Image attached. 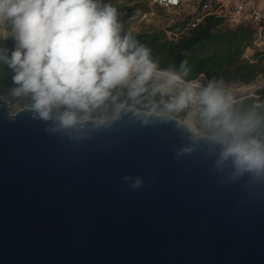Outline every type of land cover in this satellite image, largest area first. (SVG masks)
I'll return each instance as SVG.
<instances>
[{
	"label": "water",
	"instance_id": "1",
	"mask_svg": "<svg viewBox=\"0 0 264 264\" xmlns=\"http://www.w3.org/2000/svg\"><path fill=\"white\" fill-rule=\"evenodd\" d=\"M10 103L0 95V264H264V187L226 183L210 135L122 112L73 142Z\"/></svg>",
	"mask_w": 264,
	"mask_h": 264
},
{
	"label": "clouds",
	"instance_id": "2",
	"mask_svg": "<svg viewBox=\"0 0 264 264\" xmlns=\"http://www.w3.org/2000/svg\"><path fill=\"white\" fill-rule=\"evenodd\" d=\"M0 26L15 41L10 54L0 47V62L13 73L11 95L30 101L32 118L49 134L73 142L91 138L109 126L94 114L115 103L124 89L131 103L115 105L113 122L130 112L147 126L156 102L142 113L135 105L142 103L144 94L159 93L166 112L198 106L211 132L214 168L229 172L226 183L247 177L252 189L264 187V138L258 132L264 116L235 111L232 98L211 82L198 92L191 86L177 89L180 75L160 72L150 48L122 31L117 9L104 0H0ZM185 64L182 60L181 67ZM196 150L195 144L182 146L175 158ZM121 179L133 190L144 185L140 176Z\"/></svg>",
	"mask_w": 264,
	"mask_h": 264
},
{
	"label": "trees",
	"instance_id": "3",
	"mask_svg": "<svg viewBox=\"0 0 264 264\" xmlns=\"http://www.w3.org/2000/svg\"><path fill=\"white\" fill-rule=\"evenodd\" d=\"M107 4L115 7L117 12L124 11L127 14L135 7L115 2ZM198 15L200 14L187 12L166 30L148 27L128 32L150 48L152 59L158 69L174 72L187 81L197 80L202 75L208 83L248 84L256 76L261 77L264 74V50H256L251 56L244 57L247 48L256 49L253 46L256 31L252 26L244 24L230 26L222 16L215 13L201 14L200 20L196 22L195 18ZM167 30L171 31L172 35H168ZM14 46L15 41L11 35L0 37V47L7 48L9 54ZM182 60L187 61L184 67H181ZM12 75L11 69L0 62V95L9 102L30 105L27 98L11 95V88L14 87ZM119 91L123 94L117 96L115 103L110 102L109 107L127 101V90ZM258 94V97H245L233 102V109L240 113L254 111L258 116H264V91ZM160 99L159 93L155 97L144 94L142 103L135 107L147 110L145 106L152 101H155L158 107ZM164 99H168V96H164ZM127 103L130 104L131 101ZM185 111L186 108L183 109V112ZM103 113L108 112L106 109L98 110L94 115L99 116ZM195 121L205 126L199 116V109ZM258 132L264 138V124Z\"/></svg>",
	"mask_w": 264,
	"mask_h": 264
},
{
	"label": "rangeland",
	"instance_id": "4",
	"mask_svg": "<svg viewBox=\"0 0 264 264\" xmlns=\"http://www.w3.org/2000/svg\"><path fill=\"white\" fill-rule=\"evenodd\" d=\"M104 2H115L117 4H127V5H134L135 7L132 9V11L127 14L124 11H119L118 13V21L121 24L122 31L128 32V31H138L143 28L153 27L158 29H168L174 22L177 20H180L183 18L184 14L187 12H190V9L187 8H174V7H163L155 4L152 0H104ZM3 31H2V30ZM168 35H172L171 31H166ZM178 33H176L177 35ZM7 36V30L0 26V37H6ZM256 50H264V45H261L260 47L255 48H247L244 51V57L251 56ZM262 78H264V74L261 75ZM257 76L248 84H241V83H232L229 85L219 83L215 85L216 87L222 89L227 95H229L232 98V101L235 102L237 100H240L241 98L245 97H258V92L264 91V84L258 83ZM198 81H200L204 86H207L209 83L206 81L205 77L200 75L197 78ZM156 83L162 82V80L155 81ZM247 85H256L254 89L251 91H239L238 89L243 86ZM177 89H180L177 87ZM226 91L234 92L233 95L227 93ZM160 98L161 95L159 94ZM164 99V97H163ZM161 100V99H160ZM167 100V99H164ZM115 105L109 107V104L106 106V110L108 113H103L99 115L102 119H106L107 122L111 120L112 114L115 110ZM24 106H30L29 104H23L20 105L16 102L10 103V108L12 112H15L16 110L24 107ZM190 106V105H189ZM189 106L186 108V111H174V112H166L164 110L163 104L159 102V105L157 107L156 112H162L169 115L174 116L175 118H178L180 121L185 120L187 112L189 110ZM194 125L196 129L203 135H211L210 130L202 125H199L195 118L193 120Z\"/></svg>",
	"mask_w": 264,
	"mask_h": 264
},
{
	"label": "built area",
	"instance_id": "5",
	"mask_svg": "<svg viewBox=\"0 0 264 264\" xmlns=\"http://www.w3.org/2000/svg\"><path fill=\"white\" fill-rule=\"evenodd\" d=\"M163 7L187 8L200 14L215 13L222 16L230 26L250 25L256 31L254 47L264 45V0H152ZM194 25V24H192Z\"/></svg>",
	"mask_w": 264,
	"mask_h": 264
},
{
	"label": "bare ground",
	"instance_id": "6",
	"mask_svg": "<svg viewBox=\"0 0 264 264\" xmlns=\"http://www.w3.org/2000/svg\"><path fill=\"white\" fill-rule=\"evenodd\" d=\"M2 30V29H1ZM3 31V30H2ZM160 72H171V71H168V70H162V69H158ZM162 80V78H161ZM258 83H262L264 84V78L262 77H259L257 80H256ZM186 86H191L193 88L194 91H200L202 90V88L206 87L204 86L200 81L198 80H190V81H187L185 80L184 78L181 77V80L178 82V85L177 87L179 88H184ZM256 87V85H247V86H243V87H240L238 90L239 91H251L252 89H254ZM227 93L233 95L234 92H231V91H226ZM198 109V106L197 105H190L189 106V110L187 112V115H186V118L185 120L181 121L182 123H187L189 125V127H192V129H195L196 132H199L195 125H194V117H195V113H196V110Z\"/></svg>",
	"mask_w": 264,
	"mask_h": 264
}]
</instances>
